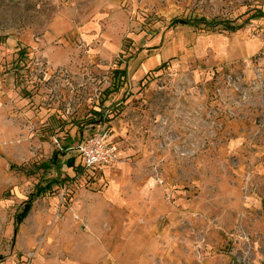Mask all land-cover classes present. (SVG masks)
<instances>
[{"label": "rangeland", "instance_id": "rangeland-1", "mask_svg": "<svg viewBox=\"0 0 264 264\" xmlns=\"http://www.w3.org/2000/svg\"><path fill=\"white\" fill-rule=\"evenodd\" d=\"M0 264H264V0H0Z\"/></svg>", "mask_w": 264, "mask_h": 264}, {"label": "built area", "instance_id": "built-area-1", "mask_svg": "<svg viewBox=\"0 0 264 264\" xmlns=\"http://www.w3.org/2000/svg\"><path fill=\"white\" fill-rule=\"evenodd\" d=\"M76 151L87 170L111 165L123 155L107 129H100L96 134L83 139L76 146Z\"/></svg>", "mask_w": 264, "mask_h": 264}, {"label": "trees", "instance_id": "trees-1", "mask_svg": "<svg viewBox=\"0 0 264 264\" xmlns=\"http://www.w3.org/2000/svg\"><path fill=\"white\" fill-rule=\"evenodd\" d=\"M176 23L179 24V25H182V26H187V25L193 26L194 25V23L191 24V23H189L188 21H185V20L177 21ZM221 26H222V23H221ZM223 26H225L223 28V30L232 31V32H235L236 31V29H234L233 27H228V25H223ZM24 53H25V51L24 52H21L22 55H24ZM121 76H122V78H126L127 73H126L125 70L122 71ZM96 114L98 116H101L100 113H96ZM59 154L60 153L54 154L53 160H55L56 162L58 160ZM52 185H53V183H51V187H52ZM45 192H47L46 189H42V187H40V188H38L37 193H35V194H33V195L30 196L29 200L25 203V206L23 208V211L17 216V223H16L17 227H18V225H20L23 222V220H25V218L28 216L29 212L31 211V209H32V202H33L32 200H34L33 198H38V197H40Z\"/></svg>", "mask_w": 264, "mask_h": 264}]
</instances>
